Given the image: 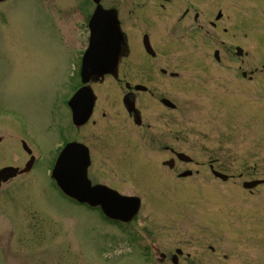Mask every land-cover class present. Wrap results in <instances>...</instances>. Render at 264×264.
Listing matches in <instances>:
<instances>
[{"label":"rangeland","instance_id":"1","mask_svg":"<svg viewBox=\"0 0 264 264\" xmlns=\"http://www.w3.org/2000/svg\"><path fill=\"white\" fill-rule=\"evenodd\" d=\"M101 2L118 9L129 55L120 80L95 85V114L78 129L66 100L95 4H0V166L24 168L36 156L35 168L0 186L8 263L174 264L179 248V264H264V0ZM125 83L148 88L135 91L141 125L123 105ZM74 138L92 148L93 182L142 196L129 228L73 203L50 179L54 156ZM167 148L194 161L170 168Z\"/></svg>","mask_w":264,"mask_h":264},{"label":"water","instance_id":"2","mask_svg":"<svg viewBox=\"0 0 264 264\" xmlns=\"http://www.w3.org/2000/svg\"><path fill=\"white\" fill-rule=\"evenodd\" d=\"M98 1V0H97ZM90 26L92 29L91 43L88 51L85 54L84 65H83V78L84 80L90 77L94 80H98L105 73H111L115 77L118 76V62L120 57L127 51L126 38L123 32H121L120 24L117 19L115 10H105L101 6H98L91 22ZM145 47L147 52L155 54V51L151 47L148 37H145ZM242 51L239 49V54ZM218 57V52L215 53ZM136 89H145V87L138 85ZM76 97L78 101L74 104V121L76 124H82L83 116L91 108V94L87 92L86 89L80 90ZM125 105L130 112L137 113L135 108V102L127 95L124 99ZM165 104H170L175 107L168 99H164ZM82 104V105H81ZM88 104V105H87ZM86 108V109H85ZM137 124L141 123L139 115L135 120ZM181 158H190L185 154H179ZM87 148L79 143H71L63 151L61 157L59 158L56 169L54 170V176L56 181H58L59 186L62 190L79 199L80 201H89L94 205L102 204V193L105 192L106 188L97 185L91 186V182L87 177V168L89 165ZM174 161L168 162V165L172 166ZM15 170L14 168H12ZM11 169V170H12ZM215 175L221 177L222 179H228V175L214 171ZM187 174V173H185ZM183 174V175H185ZM262 183V180H252L246 181L244 183L245 187L252 188L256 185ZM120 196L123 199V208L125 207L124 219L130 220L133 218L138 211L139 199L134 197ZM111 215V214H110ZM116 217H121L119 215L112 214ZM181 254L182 251L178 250ZM177 255L172 259L177 262Z\"/></svg>","mask_w":264,"mask_h":264},{"label":"flooded vegetation","instance_id":"3","mask_svg":"<svg viewBox=\"0 0 264 264\" xmlns=\"http://www.w3.org/2000/svg\"><path fill=\"white\" fill-rule=\"evenodd\" d=\"M8 0H5V1H3V0H0V4L1 3H5V2H7ZM121 22V21H120ZM173 75H174V73H173ZM175 76H177V75H175ZM242 76L243 77H247V72L246 71H244L243 73H242ZM144 91H146V90H144ZM129 92H130V96H131V98L132 99H134L135 100V102H136V94H135V92H133V89L131 88L130 90H129ZM129 92H127V94L129 93ZM95 93H96V102H95V106H94V110H93V114H92V116L95 114V109L97 108V103H98V100H99V98H98V94H97V92L95 91ZM126 94V95H127ZM125 95V96H126ZM124 96V97H125ZM164 98H162L161 100H163ZM168 105H170V104H168ZM140 114H142V113H140L139 112V115ZM129 115L130 116H132V117H134L133 116V113H130L129 112ZM92 116H91V118H90V120L92 119ZM89 124V122L85 125V126H87ZM84 126V127H85ZM1 140V139H0ZM72 141H74L73 139H71ZM71 140H66V141H71ZM24 142V141H23ZM23 142H22V144H23ZM66 143H68V142H66ZM65 143V144H66ZM87 147H88V149H89V153H90V155H92V148H91V146L85 141V142H83ZM25 144V143H24ZM24 148H28L27 147V145H26V147H25V145H24ZM168 149V148H167ZM168 150H170L173 154H174V157H170V159H168V160H172L173 158L175 159V164H172V166H170V168H174L175 167V165H176V162H181V161H184V162H187V163H192L193 161H194V159H187V158H182V159H179L178 157H177V154L178 153H180V151H176L175 149H173V148H169ZM167 160V161H168ZM35 161H36V158H35V160H32V161H30L29 163H27L26 164V166L24 167V168H16V167H14V169L15 170H13L12 168H11V165H6V166H0V186H2V185H4V184H7V185H9V184H11V181L13 180V179H15L16 177H19V176H22V175H25L26 173H29L33 168H35ZM166 163V161H164V164ZM92 165H93V160H92V158H91V164H90V166H89V169H91V167H92ZM174 165V166H173ZM12 169V170H11ZM89 169H88V173H89ZM50 170H52L51 168H50ZM211 171V173L213 174V175H215L214 174V171H215V169H214V167L212 166V164L210 165V167H209V172ZM186 172H188V174H186V175H191V174H193V171H191V170H187ZM90 174V173H89ZM182 174V173H181ZM178 175H180V174H178ZM50 178H51V174H50V176H49ZM90 177H91V174H90ZM91 179H92V177H91ZM92 181V180H91ZM93 183H95V184H97V183H99V182H93ZM105 185H108V184H105ZM109 187H110V189H113V190H117V191H119L117 188H115V187H113V186H111V185H108ZM120 192V191H119ZM121 194H125V193H122V192H120ZM125 195H129V196H136L135 194H125ZM141 198H142V196H141ZM86 207H89V205H86ZM89 208H91V207H89ZM98 209H101V208H98ZM101 212H102V210H100ZM102 216H104V214L102 213ZM106 221H110V222H113V223H117V224H119L120 226H122V225H127V226H130L131 225V223L133 222V220L130 222V223H127V224H125V223H122L121 221H119V220H111V219H107V217H103ZM135 221H137V220H135ZM5 237H4V239H3V241H1L0 240V264H9L8 262L10 261V255H11V250H12V244H11V236H7V235H4ZM5 241V242H4Z\"/></svg>","mask_w":264,"mask_h":264}]
</instances>
